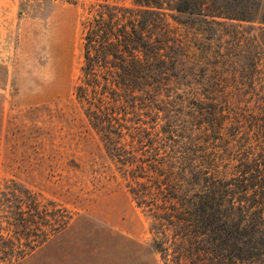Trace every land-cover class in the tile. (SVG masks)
<instances>
[{
	"label": "trees",
	"instance_id": "1",
	"mask_svg": "<svg viewBox=\"0 0 264 264\" xmlns=\"http://www.w3.org/2000/svg\"><path fill=\"white\" fill-rule=\"evenodd\" d=\"M134 3L98 2L82 21L75 96L134 183L130 192L152 218L164 264H264V0ZM165 5L205 40L201 59L190 60L196 68L183 66V43L166 38L157 11ZM241 22L256 24L257 32L243 35ZM215 36L218 43L210 41ZM167 75L186 79L177 98L197 101L196 122L178 140L170 135L171 144L155 135L146 145L138 116L151 112ZM0 209L13 228L5 240L0 234V259L24 257L69 220L65 209L41 203L13 181L1 191Z\"/></svg>",
	"mask_w": 264,
	"mask_h": 264
},
{
	"label": "rangeland",
	"instance_id": "2",
	"mask_svg": "<svg viewBox=\"0 0 264 264\" xmlns=\"http://www.w3.org/2000/svg\"><path fill=\"white\" fill-rule=\"evenodd\" d=\"M101 1L0 0V197L13 181L69 216L64 228L32 252L0 259V264H164L154 244L152 218L130 192L134 183L90 125L74 93L83 57L81 23ZM105 1L135 6L134 0ZM157 11L166 38L183 43V66L196 68L190 60L201 59L199 47L205 40L172 18L186 16L166 5ZM236 27L245 36L257 32L253 23ZM216 38L210 41L218 43ZM172 42L165 48L167 67ZM244 48H238L240 65ZM187 80L192 81L191 75ZM184 83L178 75H167L151 112L145 116L140 111L136 125L144 144L153 143L155 135H167L168 145L170 135L178 140L179 134L193 130L197 101L177 98ZM4 215L0 209L5 240L13 228L3 221ZM8 215L15 216L13 211Z\"/></svg>",
	"mask_w": 264,
	"mask_h": 264
}]
</instances>
